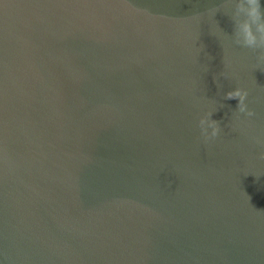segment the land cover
<instances>
[{
  "label": "water",
  "instance_id": "water-1",
  "mask_svg": "<svg viewBox=\"0 0 264 264\" xmlns=\"http://www.w3.org/2000/svg\"><path fill=\"white\" fill-rule=\"evenodd\" d=\"M235 2L0 0V264H264V49Z\"/></svg>",
  "mask_w": 264,
  "mask_h": 264
},
{
  "label": "clouds",
  "instance_id": "clouds-1",
  "mask_svg": "<svg viewBox=\"0 0 264 264\" xmlns=\"http://www.w3.org/2000/svg\"><path fill=\"white\" fill-rule=\"evenodd\" d=\"M248 4L251 6V11L248 13L247 17L239 16L236 12H234L231 17L233 22V34L235 37H238L241 31L243 32L244 42L241 43L239 39H237L236 43L240 44L243 47L250 48L253 50L256 49H264V35H262L258 41L257 36L254 34L255 32H260L264 34V12H262V4L261 0H247ZM242 0H236L235 8L239 11ZM260 61H264V54L259 57ZM248 96L247 91L242 89H236L234 91H229L225 95L226 100H237V110L240 113H245L248 116H253L254 113L251 111H247V106L245 104V100ZM212 114L208 113L207 116L199 121V126L201 128L202 135L205 136V139H211L218 136L220 133L219 122L211 119ZM210 121V127L212 129L211 134L207 133V130L203 127L205 124V120ZM264 158V157H262Z\"/></svg>",
  "mask_w": 264,
  "mask_h": 264
}]
</instances>
